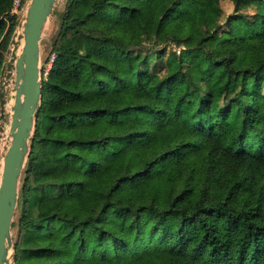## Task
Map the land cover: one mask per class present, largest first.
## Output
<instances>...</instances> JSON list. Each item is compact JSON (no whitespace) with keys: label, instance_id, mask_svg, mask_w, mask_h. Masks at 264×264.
Instances as JSON below:
<instances>
[{"label":"trees","instance_id":"16d2710c","mask_svg":"<svg viewBox=\"0 0 264 264\" xmlns=\"http://www.w3.org/2000/svg\"><path fill=\"white\" fill-rule=\"evenodd\" d=\"M190 1L64 0L13 264H264V0Z\"/></svg>","mask_w":264,"mask_h":264},{"label":"water","instance_id":"95a60500","mask_svg":"<svg viewBox=\"0 0 264 264\" xmlns=\"http://www.w3.org/2000/svg\"><path fill=\"white\" fill-rule=\"evenodd\" d=\"M59 0H24L21 14L9 37L0 66L3 93L0 103V264H13V222L21 174L30 148L41 98L40 40ZM14 90L9 110L5 102ZM7 112V124L4 112ZM6 124V125H5ZM6 134L8 144L3 153Z\"/></svg>","mask_w":264,"mask_h":264},{"label":"rangeland","instance_id":"374dc122","mask_svg":"<svg viewBox=\"0 0 264 264\" xmlns=\"http://www.w3.org/2000/svg\"><path fill=\"white\" fill-rule=\"evenodd\" d=\"M204 0H191L185 10V12L181 15L182 18L184 19H192L194 17V10L196 8L197 5H199L200 3H202ZM64 5V0H59L57 6L55 7V10L53 12V14L48 18L47 22L45 23L43 32H42V36H41V40H40V66L42 67V62L44 57L48 54L49 52V45H50V41L55 33L56 27H57V22H58V12H60L63 8ZM21 12H19L18 14V19L20 16ZM18 21V20H17ZM12 33V32H11ZM10 33V35H11ZM9 35V37H10ZM7 46V44H6ZM98 47L103 48L104 50L108 51L109 53H114V50L112 49V47L106 43H102V42H98L97 43ZM5 54V49L3 50L2 53V57L1 60H3ZM47 63H45L44 67H47ZM182 87V83L181 82H177L176 84H174L173 86L170 87H166L164 89V91L170 96V97H175L180 89ZM2 93H3V84H2V79L0 80V103L1 98H2ZM9 99V98H8ZM8 99L6 100L4 106H5V110L7 111L8 108L6 106ZM183 110L184 111H188L189 110V106L187 105H183ZM6 111H2L4 112V117H5V123L7 124V112ZM1 112V110H0ZM1 119V117H0ZM5 124V125H6ZM6 128L4 126L3 131L1 133V137H0V149L2 148V144H3V139H4V135ZM3 137V138H2ZM5 143V142H4ZM2 152V151H1Z\"/></svg>","mask_w":264,"mask_h":264},{"label":"bare ground","instance_id":"6f19581e","mask_svg":"<svg viewBox=\"0 0 264 264\" xmlns=\"http://www.w3.org/2000/svg\"><path fill=\"white\" fill-rule=\"evenodd\" d=\"M10 92H11V93H10L9 99H8L7 104H6L8 110H9V108H10V106L12 105L13 100H14V90H13V89H10ZM6 130H7V129H6ZM6 130H5V132L7 133ZM2 138H3V137H2ZM8 140H9V135L6 134V139H5V143H4V149H2V153H3V151H5V148H6L7 144H8ZM2 141H3V140H2Z\"/></svg>","mask_w":264,"mask_h":264},{"label":"built area","instance_id":"2783aa9c","mask_svg":"<svg viewBox=\"0 0 264 264\" xmlns=\"http://www.w3.org/2000/svg\"><path fill=\"white\" fill-rule=\"evenodd\" d=\"M23 3H24V0H14L12 12H20L22 9Z\"/></svg>","mask_w":264,"mask_h":264}]
</instances>
